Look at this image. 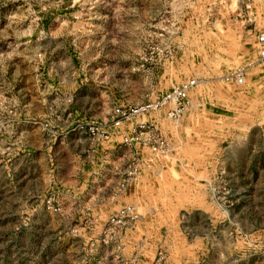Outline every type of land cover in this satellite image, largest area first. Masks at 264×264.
<instances>
[{
  "label": "rangeland",
  "instance_id": "374dc122",
  "mask_svg": "<svg viewBox=\"0 0 264 264\" xmlns=\"http://www.w3.org/2000/svg\"><path fill=\"white\" fill-rule=\"evenodd\" d=\"M80 1L0 0V264H264L263 155L255 156L254 175L234 183L223 177L230 192L221 203L217 177L188 179L182 160L204 158L215 145L209 140L263 147L264 0H91L88 18ZM239 70L243 82L227 79ZM192 79L178 116L169 115L170 101L130 119L124 132L125 124L113 125L117 108ZM140 122L145 137L169 142L166 154L151 152L168 158L175 187L189 180L195 191L207 190V212L220 222L209 240L196 233L204 214L184 209L159 247L118 246L115 235L134 233V220L104 242L107 219L122 207L90 221L92 183L73 191L70 175L58 171L94 153L80 125L109 127L122 140ZM50 197L60 211L48 208Z\"/></svg>",
  "mask_w": 264,
  "mask_h": 264
},
{
  "label": "crops",
  "instance_id": "0c3cea01",
  "mask_svg": "<svg viewBox=\"0 0 264 264\" xmlns=\"http://www.w3.org/2000/svg\"><path fill=\"white\" fill-rule=\"evenodd\" d=\"M91 6V0H81L77 3V9L86 14L87 18L94 10ZM85 29L98 31L90 26L84 27L83 30ZM127 128L126 125L121 131L124 132ZM258 130L264 141V125ZM114 135L115 132H110L108 137L86 138L87 149L94 153L88 158L76 156L67 167L58 170L62 177L70 175V185H74L73 191L82 188L88 179V185L92 183L94 190L89 193L87 199L94 196L96 202L87 207L88 214L93 216L89 220L98 222L113 210L132 206L138 212L135 224L132 225L134 233L116 234L118 246L127 250L131 243L138 245L136 243L142 242L140 245L146 246L148 243L146 247L154 249L157 245L159 247L167 243L172 236L175 211L198 210L204 214L206 222L203 228L196 229L197 236L202 241L209 240L214 234V229L219 228L220 222L207 212L211 208L207 190L195 191L189 180L183 182V190L177 189L170 180L173 171L166 165L168 158L152 155L151 149L143 143L127 144ZM200 144L203 146V141ZM212 144H215L213 150L208 151L204 158L202 155L199 159L195 158L198 163L191 159V155L182 157L184 177L189 179L198 176L207 180L221 175L232 179L234 183L233 179L254 175L256 154H262L264 160V145H255L254 140L250 146L246 143L241 147L233 142H227L225 145H220L217 141L206 142L208 146ZM238 151L241 158L236 156ZM98 152L102 153L96 154ZM135 165L138 172L130 176L129 172ZM243 170H246L247 175L243 174ZM74 199L77 205L80 198ZM250 202L253 203V199ZM167 252L169 260L171 255ZM207 252L204 254L206 257L209 256V250Z\"/></svg>",
  "mask_w": 264,
  "mask_h": 264
},
{
  "label": "built area",
  "instance_id": "2783aa9c",
  "mask_svg": "<svg viewBox=\"0 0 264 264\" xmlns=\"http://www.w3.org/2000/svg\"><path fill=\"white\" fill-rule=\"evenodd\" d=\"M258 41L261 45L264 46V30L260 32L258 36ZM260 55L264 58V49L261 51ZM242 71H236L227 76V79L236 78L239 82L244 81V77L242 76ZM196 83V80L192 79L189 82L185 83L182 86L174 87L171 91L166 93L165 95L158 96L155 100L146 102L142 105H138L135 107L128 108H117L115 110L117 118L113 121L114 126H122L127 123L130 119H133L139 115L145 114L150 110H154L158 107L165 105L166 103L172 101L175 105L169 111V115L171 117H176L179 115L181 111L180 101L187 96V91L190 89L192 85ZM82 129L89 135L90 138L95 139L99 137H108L110 135V131H108L109 127L101 126L96 123H89V125L84 124L80 125ZM145 128L146 123L140 122L131 124V127L128 129L129 131L123 135V142L127 144L133 143H143L147 145L151 151L164 155L169 150V142L165 138H157L153 136V134L145 137ZM138 172L137 165L133 166L129 172L130 176L135 175ZM217 183L219 185L214 186V195L219 203L222 201V195H228L230 192L227 184L224 182L223 176L219 175L217 177ZM47 205L49 209L54 211H60V205L55 201L53 197L47 199ZM137 217L132 206L123 207L119 212L110 215L107 219V222L104 225L102 230V238L104 242H109L114 233L122 226L127 225L129 222L135 220ZM162 258V257H161ZM156 264H161L160 261H157Z\"/></svg>",
  "mask_w": 264,
  "mask_h": 264
}]
</instances>
